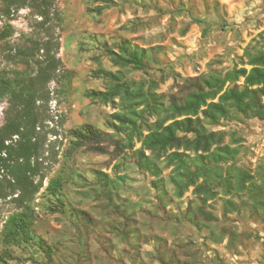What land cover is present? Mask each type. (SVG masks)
I'll return each instance as SVG.
<instances>
[{"label":"rangeland","instance_id":"1","mask_svg":"<svg viewBox=\"0 0 264 264\" xmlns=\"http://www.w3.org/2000/svg\"><path fill=\"white\" fill-rule=\"evenodd\" d=\"M54 8L47 21L19 10L11 35L0 40V71L24 67L9 61L19 47H28L33 65L46 64L49 53L59 61L37 102L47 117L30 142L38 189L32 194L31 179L18 184L32 196L36 218L35 240L21 247L1 242L4 221L19 210V190L0 169V254L7 264H264V115L207 125L238 150L224 167L244 170L241 189L235 176L229 187L213 180L207 193L190 181L179 190L166 157L178 151L194 158L184 145L144 150L156 161V174L140 167L134 152L148 127L165 117L161 102L185 97V79L249 68L247 53H264V0H54ZM123 45L142 63L115 60L109 51ZM116 86L119 93L107 98L87 96ZM123 86L155 97L129 102ZM6 106L0 101V126ZM60 169L63 204H51L45 187ZM98 171L107 175L104 182L117 181L112 199L101 190Z\"/></svg>","mask_w":264,"mask_h":264},{"label":"trees","instance_id":"2","mask_svg":"<svg viewBox=\"0 0 264 264\" xmlns=\"http://www.w3.org/2000/svg\"><path fill=\"white\" fill-rule=\"evenodd\" d=\"M21 9H28L42 21H47L56 14L54 0H0V18L4 19L3 26L0 27V40L11 35L10 22ZM42 49L49 50L46 47ZM109 52L117 61L142 63L140 56L126 45L121 46L119 53ZM28 54V47H19L14 59L11 58L9 61H14L15 64L22 63L24 67L14 69L11 74L0 71V101L7 103L0 126V169L10 172L11 186L13 190H19L14 198L19 210L6 218L1 234V242L11 247H21L35 240L32 227L36 218L34 207L31 205L32 196L25 187L24 189L18 187V184L22 180L31 179L29 184L33 185L32 194L38 189L37 184L33 183L35 169L31 161L30 142L34 130L47 117L37 102L46 95V83L59 64L55 55L48 54V51L46 64L37 60L33 65ZM247 56L246 64L249 68L233 67L222 73L212 71L207 75L187 78L185 84L188 92L183 99L170 98L165 106L161 102L160 110L165 117L156 119L153 128L148 127L141 140L142 147L134 151L140 167L153 174H156V169L158 170L156 161L145 155V149L150 150L151 154H156L168 147L184 145L186 149L195 153L194 158L188 159L184 152L178 151H173L166 157L168 163L173 164L176 169L172 181L179 190L184 187V183L190 181V184H196V189L202 187L207 193L213 180L223 179L224 186L229 187V178L235 176L237 188H243L246 174L244 170L234 174L231 167H224L225 162L236 157L238 150L223 144L222 133L209 130L207 125L217 124L221 119L230 116L264 115V53L254 51L247 53ZM16 57L22 59L15 61ZM239 78H242L240 84L237 83ZM122 88L129 102L141 99L140 103L148 104L153 99L151 96L155 97V94L142 92L139 88L133 91L124 86ZM118 93L116 86L110 92L89 91L87 96L107 98ZM165 119L170 121L165 124ZM87 133L95 135L96 131L89 127ZM97 176L102 184L101 190L112 199L111 193H116L112 189L117 181L109 179L104 182L103 177L106 178L107 175L100 171ZM199 176H202V180L197 183ZM65 182L66 173L62 169L49 179L45 194L52 198L49 201L51 204L54 202L63 204L61 190ZM115 206L119 209L118 205ZM123 226L125 228L126 225ZM131 233L136 235L137 230L132 229ZM121 235H126L125 231H122ZM36 243L41 245L42 239L39 238ZM6 254L10 255L9 252ZM0 262L7 264L1 254Z\"/></svg>","mask_w":264,"mask_h":264}]
</instances>
